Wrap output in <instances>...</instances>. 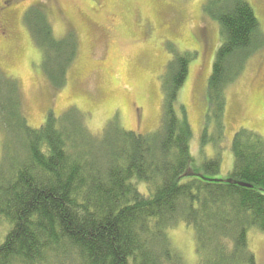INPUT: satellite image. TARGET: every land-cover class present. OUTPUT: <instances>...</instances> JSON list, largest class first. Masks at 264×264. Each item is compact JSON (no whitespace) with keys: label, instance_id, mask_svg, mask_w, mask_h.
<instances>
[{"label":"trees","instance_id":"trees-1","mask_svg":"<svg viewBox=\"0 0 264 264\" xmlns=\"http://www.w3.org/2000/svg\"><path fill=\"white\" fill-rule=\"evenodd\" d=\"M207 12L224 41L208 84L209 113L222 129L226 89L264 45V35L245 0H216ZM26 20L51 84L62 89L76 37L57 40L41 7L33 6ZM193 54H174L162 126L146 134L115 119L95 135L76 109L50 112L33 128L17 82L0 75V222L8 225L0 234H6L0 264H183L169 237L180 223L195 231L200 264H255L248 233H264V193L258 191L264 189V138L248 129L236 133L226 180L216 179L221 155L196 164L186 109L180 106L179 116L176 106Z\"/></svg>","mask_w":264,"mask_h":264},{"label":"rangeland","instance_id":"rangeland-1","mask_svg":"<svg viewBox=\"0 0 264 264\" xmlns=\"http://www.w3.org/2000/svg\"><path fill=\"white\" fill-rule=\"evenodd\" d=\"M246 1L264 33V0ZM33 6L46 12L57 40L68 33L76 37V57L64 73L62 89L54 88L44 70L43 52L26 20ZM215 6L216 0H0V75L17 82L23 114L33 128L45 124L50 112L61 116L76 109L87 116L95 135L115 119L126 130L146 134L162 126L163 86L174 54L194 53L178 114L184 106L196 164L221 155L216 179L226 180L234 168L236 133L248 129L264 138V45L250 53L228 85L220 129L208 99L209 79L224 43L221 26L207 14ZM2 155L0 130V163ZM139 188L144 192L145 184ZM258 191L264 193L261 187ZM7 228L0 222V234ZM169 237L183 264H200L192 227L180 223ZM248 245L255 264H264V233L250 230Z\"/></svg>","mask_w":264,"mask_h":264}]
</instances>
